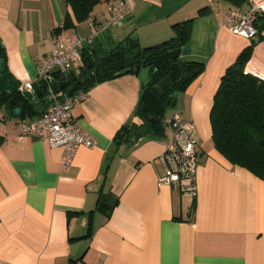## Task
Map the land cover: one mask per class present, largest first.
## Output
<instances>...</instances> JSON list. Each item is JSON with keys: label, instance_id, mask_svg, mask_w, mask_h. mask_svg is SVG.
<instances>
[{"label": "crops", "instance_id": "0c3cea01", "mask_svg": "<svg viewBox=\"0 0 264 264\" xmlns=\"http://www.w3.org/2000/svg\"><path fill=\"white\" fill-rule=\"evenodd\" d=\"M118 1L99 0L89 23L76 19L67 0H0V42L16 83L36 78L55 36H91ZM128 1L129 15L91 45L100 56L127 37L142 47L161 43L176 35L175 24L191 20V54L183 57L205 67L171 105L194 123L195 191L186 179L159 182L172 139L167 126L131 146L116 140L150 81V70L141 76L143 65L95 84L75 107L96 145L80 147L67 168L61 147L17 138L16 126L36 120L44 99L18 116L0 106V264H264V179L215 148L210 122L222 76L253 40L245 70L264 79V30L249 39L226 26L231 9L264 0Z\"/></svg>", "mask_w": 264, "mask_h": 264}, {"label": "trees", "instance_id": "16d2710c", "mask_svg": "<svg viewBox=\"0 0 264 264\" xmlns=\"http://www.w3.org/2000/svg\"><path fill=\"white\" fill-rule=\"evenodd\" d=\"M67 2L76 19L84 21L90 17L99 0ZM190 22L189 19L175 24L176 35L155 45L142 47L137 40L127 37L106 56H100L97 49L92 50V43L85 53L86 69L82 76L77 79L69 75L59 77L67 86L77 84L81 89L89 90L101 81L135 71L137 65L147 66L150 81L144 87L133 118L117 132L116 140L131 141L146 134H160L164 129L161 116L165 109L174 102L177 92L182 91L205 67V61L182 55L183 47L189 42ZM68 25L67 17L63 27ZM256 26L259 33L264 30V14L257 18ZM57 32L59 29L55 30ZM254 44L253 40L244 48L222 76L214 95L210 122L215 148L231 164L243 166L264 179V79L245 70ZM0 56L5 57L4 48ZM92 72H98L94 81L87 78L93 75ZM165 78L167 85L161 89L159 83ZM35 88L38 99H44L46 91L43 85L37 83ZM17 99L23 109L21 115L34 110V104ZM9 101L7 94H0V106L7 107ZM135 117L142 122H135Z\"/></svg>", "mask_w": 264, "mask_h": 264}, {"label": "built area", "instance_id": "2783aa9c", "mask_svg": "<svg viewBox=\"0 0 264 264\" xmlns=\"http://www.w3.org/2000/svg\"><path fill=\"white\" fill-rule=\"evenodd\" d=\"M108 10L110 16L107 23L96 25L94 33L89 37L78 34L55 36L53 48L49 56L40 63L36 78L20 86L22 90L33 92L35 82L43 85L48 108L36 120L19 123L15 128L17 138L19 140L27 137L41 138L52 147H61L64 168L70 166L80 147H94L96 141L83 129L74 114L75 107L88 96V90L80 88L69 93L67 88L77 84L67 86L60 77L69 75L73 79L80 78L86 69L85 53L88 46L107 28L124 20L129 15L131 7L128 0H120L110 4ZM262 14L264 3L252 6L248 10L231 9L226 15V26L234 34L253 39L259 34L256 21ZM87 22L92 23V20L87 19ZM163 125L173 127L174 137L163 155L166 167L159 182L179 184L186 179V189L195 191L199 147L194 137L193 120L175 113L163 122Z\"/></svg>", "mask_w": 264, "mask_h": 264}, {"label": "water", "instance_id": "95a60500", "mask_svg": "<svg viewBox=\"0 0 264 264\" xmlns=\"http://www.w3.org/2000/svg\"><path fill=\"white\" fill-rule=\"evenodd\" d=\"M3 49V45L0 42V51ZM191 54V43L188 42L182 49V55L187 56ZM139 69V65L136 66L135 70L137 71ZM96 76H98V72L93 74L92 76L88 75V79H92L93 81L96 79ZM167 78L163 79L159 83V87L161 89L165 88L167 85ZM62 88L64 85L61 86ZM81 87L78 85H73L71 87L67 88V91L71 93L72 91H75L77 89H80ZM0 94H7L10 98V101L7 104V110L9 113L14 115H21L23 109L20 106V101L17 98H20L25 103H32L34 104L38 97L36 94L29 90H22L20 86L16 83V81L13 79L11 74L9 73L6 61L4 56H0ZM172 96H170L169 100H171ZM44 101L47 102V98H44ZM40 109V105H36V109ZM48 106L46 105L43 109H47ZM150 118V117H149ZM160 134H164L161 132ZM133 141H131L128 146L133 145Z\"/></svg>", "mask_w": 264, "mask_h": 264}, {"label": "rangeland", "instance_id": "374dc122", "mask_svg": "<svg viewBox=\"0 0 264 264\" xmlns=\"http://www.w3.org/2000/svg\"><path fill=\"white\" fill-rule=\"evenodd\" d=\"M140 72H141V76L144 77V78H146V77L149 76V68H148V67H144V66H142L141 69H140ZM176 107H177L176 105H171V106H168V107L165 109L164 113H163L162 116H161V119H162L163 122H166V120L169 119L170 116H172V115L175 114L174 112H176V111L178 110V107H177V108H176ZM135 121H136L138 124H140V123L142 122L141 119L138 118V117H135ZM166 128H169V130H170V132H171V133L169 132L170 134L167 133V135H168L169 137H171V135H172V138H173V137H174V130H173V127H172L171 125H167ZM169 130H168V131H169Z\"/></svg>", "mask_w": 264, "mask_h": 264}]
</instances>
